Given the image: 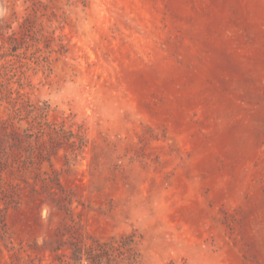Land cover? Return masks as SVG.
I'll list each match as a JSON object with an SVG mask.
<instances>
[{"label": "rangeland", "instance_id": "1", "mask_svg": "<svg viewBox=\"0 0 264 264\" xmlns=\"http://www.w3.org/2000/svg\"><path fill=\"white\" fill-rule=\"evenodd\" d=\"M0 264H264V0H0Z\"/></svg>", "mask_w": 264, "mask_h": 264}]
</instances>
